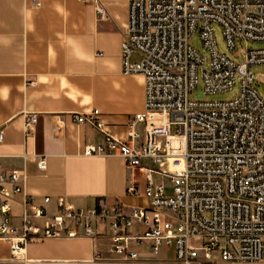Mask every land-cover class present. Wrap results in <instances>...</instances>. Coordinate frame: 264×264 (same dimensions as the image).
<instances>
[{"label":"built area","instance_id":"obj_1","mask_svg":"<svg viewBox=\"0 0 264 264\" xmlns=\"http://www.w3.org/2000/svg\"><path fill=\"white\" fill-rule=\"evenodd\" d=\"M79 1L106 15L99 0ZM214 24L241 62L218 52ZM196 32L205 55L189 44ZM124 35L122 74L144 82V109L127 120L126 140L105 130L97 110L73 120L104 139L103 145L87 144L85 155L119 151L127 169L142 179L146 204L87 210L58 199L62 212L48 219L27 197L21 224L14 226L10 200L21 192L20 172L0 174V240L9 244L11 262H20L29 242L95 239L93 225L106 224L111 252L120 261H138L132 248L149 242L154 254L172 247L175 264H264V99L252 73L264 66V46L237 50L242 41L264 44V0H128ZM134 53L140 62L131 63ZM200 80L203 89L191 99ZM236 84L232 100L204 99ZM24 117L30 135L36 114ZM37 166L44 171L45 161ZM127 193L139 195L134 181ZM45 218L42 228L33 223Z\"/></svg>","mask_w":264,"mask_h":264},{"label":"crops","instance_id":"obj_2","mask_svg":"<svg viewBox=\"0 0 264 264\" xmlns=\"http://www.w3.org/2000/svg\"><path fill=\"white\" fill-rule=\"evenodd\" d=\"M99 2L104 17L92 3L79 0H0V174L20 172L21 192L10 200L14 226L21 224L27 197L48 219L62 212L58 199L87 210L146 204L142 179L127 169L119 151L85 155L87 144L103 145L104 139L89 124L73 120L97 110L105 130L126 140L127 120L144 109L142 76L122 74L128 0ZM29 113L36 114V123L26 135ZM40 160L44 171L37 166ZM131 181L139 195L127 193ZM47 218L33 223L42 228ZM93 229L95 239L29 242L17 264H175L171 247L154 254L149 242L132 248L138 261L117 260L108 226ZM0 264H16L3 240Z\"/></svg>","mask_w":264,"mask_h":264},{"label":"rangeland","instance_id":"obj_3","mask_svg":"<svg viewBox=\"0 0 264 264\" xmlns=\"http://www.w3.org/2000/svg\"><path fill=\"white\" fill-rule=\"evenodd\" d=\"M213 30H214V35H215V41H216V46H217V50L220 54L225 55L228 59L233 60L236 63H239L243 60V56L242 57H234L233 53H231L228 48L226 47V43L224 40V37L222 35V31L221 28L214 24L213 25ZM189 44L196 50L198 51L201 55H205V51L202 47V43L199 39V34L198 32H196L190 39H189ZM264 44L261 43H254V42H249V41H242L240 43L237 44V50L239 48L242 49H257L260 47H263ZM142 59V57L135 53L132 57H131V63H138L140 62V60ZM252 73L254 75L255 78V82H254V87L257 90L258 94L261 96L262 99H264V81H261L259 79V76H264V66H256L252 68ZM203 89V85H202V81L200 80L198 83V86L195 90V92L193 94L190 95V98H196L197 96H199L200 92ZM238 91H239V87L238 84H236L232 90L230 91H226L223 93H219V94H215V95H205L204 99L205 100H211V101H228V100H232L234 99L237 95H238ZM174 223V221H172ZM169 253L172 254L173 253V248L171 247V249L169 250Z\"/></svg>","mask_w":264,"mask_h":264},{"label":"water","instance_id":"obj_4","mask_svg":"<svg viewBox=\"0 0 264 264\" xmlns=\"http://www.w3.org/2000/svg\"><path fill=\"white\" fill-rule=\"evenodd\" d=\"M259 79H260L261 81H264V76H259Z\"/></svg>","mask_w":264,"mask_h":264}]
</instances>
